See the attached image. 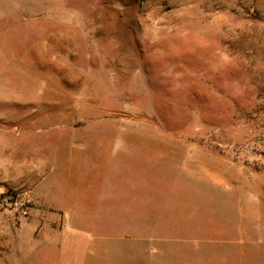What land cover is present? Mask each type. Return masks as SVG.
<instances>
[{
  "label": "rangeland",
  "instance_id": "1",
  "mask_svg": "<svg viewBox=\"0 0 264 264\" xmlns=\"http://www.w3.org/2000/svg\"><path fill=\"white\" fill-rule=\"evenodd\" d=\"M0 264H264V0H0Z\"/></svg>",
  "mask_w": 264,
  "mask_h": 264
},
{
  "label": "built area",
  "instance_id": "2",
  "mask_svg": "<svg viewBox=\"0 0 264 264\" xmlns=\"http://www.w3.org/2000/svg\"><path fill=\"white\" fill-rule=\"evenodd\" d=\"M9 204L13 207V208H18L20 206V203L17 199H11L9 201Z\"/></svg>",
  "mask_w": 264,
  "mask_h": 264
}]
</instances>
